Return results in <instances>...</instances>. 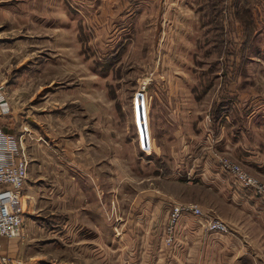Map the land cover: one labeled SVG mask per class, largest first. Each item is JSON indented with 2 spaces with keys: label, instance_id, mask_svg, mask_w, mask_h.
Returning <instances> with one entry per match:
<instances>
[{
  "label": "rangeland",
  "instance_id": "1",
  "mask_svg": "<svg viewBox=\"0 0 264 264\" xmlns=\"http://www.w3.org/2000/svg\"><path fill=\"white\" fill-rule=\"evenodd\" d=\"M139 1L0 0V85L10 106L0 130L28 162L35 199L25 216L43 228L22 232L34 258L20 264L174 260L192 244L182 232L167 241L175 203L196 205L243 239L260 234L263 254L242 256L264 264V198L201 185L196 172L207 165L191 150L153 154L169 145L163 116L172 106L182 133L230 112L240 129L253 117L257 130L242 138L264 144V13L240 12L233 0ZM211 151V167L233 161ZM237 164L264 184V168ZM159 202L169 205L160 225Z\"/></svg>",
  "mask_w": 264,
  "mask_h": 264
},
{
  "label": "crops",
  "instance_id": "2",
  "mask_svg": "<svg viewBox=\"0 0 264 264\" xmlns=\"http://www.w3.org/2000/svg\"><path fill=\"white\" fill-rule=\"evenodd\" d=\"M135 1L136 0H134V2ZM150 1L151 0H140L138 3L139 5H150ZM233 1L236 3V6L240 12H243L244 9H249L253 16L264 13V0ZM160 2H162V0H160ZM88 106H90V110L92 111V104ZM224 109H226V104ZM164 110L165 116H163V118L170 120V129L164 128V133L169 131V134H171L170 136L166 135L168 140L167 144L169 145H166L162 150L153 145V154L161 157V151H163L162 155H164L166 150L168 152L170 149V156H175L180 150H191L193 152V158L201 163L204 161V164L207 165V167L202 166L203 168L198 169L196 172L198 173L196 175L199 176L200 179L197 182L206 188H215L217 190H221L222 194L227 193L228 195H231V198L245 201V196H248V192L243 191L235 186L232 179L229 176L228 178L226 175L224 176V173L219 168L209 166L208 160L210 151L215 147L220 148V150L225 152V154L228 156L231 155L233 161L236 163L244 166L252 165L255 169L264 168V159H262V151H260V147L264 145L263 142H260L257 144V146H255L250 139L242 138L246 131L250 132L247 135H251V133L254 132V128H257L253 125L256 124V122L253 121V117L244 119L247 121V128L240 129L235 122L230 121L228 117L230 112H226V115L223 117V119H215L214 123L207 122L205 120L201 121L197 129L192 127L193 125L191 124L190 128H188V131L186 133H182V123L180 122V119H178V109L176 106H172L171 108L166 107ZM2 119L5 120L6 115H0V120ZM158 120L160 124L163 123V120ZM145 123L147 122L142 119L138 124V135L141 139L140 144L143 146V148H146V145H148V138H145V133L140 135L141 129L146 127ZM234 127H237L236 130L233 129ZM232 131L234 132V135L231 134L233 133ZM142 139H144L143 142ZM213 139L215 141H213ZM211 140L216 144L213 148L211 145ZM233 151H237L238 154L232 153ZM30 189L31 188L27 187L25 183L22 191L23 208L24 205L28 206V204H30V200L33 201L35 199L32 190ZM153 199L154 198H151L150 200L153 201ZM145 202V205H148V207L153 205L147 201ZM175 204L177 205L178 203ZM154 205L156 206L153 209L155 212L154 218L156 223L159 222L158 225H160L164 219V217H162L164 214L163 212L165 210V213H168L169 205L164 202H159L158 204ZM25 214L24 208L22 231L43 232V228H38V226H35L31 219L26 217ZM222 221L226 223L224 220ZM174 232L184 233L191 239L192 244L189 245L188 248L186 247L184 250L182 249L179 251L177 255L172 254L174 260L169 259L166 255H163V257L160 255L159 257L157 256L155 260L142 259L136 262V264H253L250 263V260H243L242 253L244 250H246L245 248L250 249V252L256 253L260 251V253H262L260 248L263 246H259L258 244V238L260 234H257L258 236H256V234L251 232L252 234L249 235L250 237L247 239L240 237V234L242 233L235 232L234 230L225 234H212L206 231L202 222L191 213L181 214L175 224ZM243 240H245L247 243H244ZM156 246L152 248V251L154 252L155 250L157 253V249H155ZM146 252L147 250L144 251V255ZM31 254V249L27 245V238H7L0 236V256H5L11 260L19 262L20 264V261L23 263L31 261L34 258L31 256ZM184 254L186 255L184 256ZM126 263L131 264L130 261ZM30 264H32V262H30Z\"/></svg>",
  "mask_w": 264,
  "mask_h": 264
},
{
  "label": "built area",
  "instance_id": "3",
  "mask_svg": "<svg viewBox=\"0 0 264 264\" xmlns=\"http://www.w3.org/2000/svg\"><path fill=\"white\" fill-rule=\"evenodd\" d=\"M9 112V101L0 85V115H8ZM8 138L10 137L0 130V236L19 238L23 232L22 191L27 180L28 162L26 158L18 156L14 143H11L13 140ZM148 148L146 145L144 149ZM218 163L220 170L229 174L239 189L264 198V184L247 174L237 163L226 157L219 158ZM183 213H191L198 218L209 233H228L227 225L219 218L205 213L196 205L177 204L171 212L170 227L167 232L168 242L172 241L175 223ZM0 264H19V262L0 256Z\"/></svg>",
  "mask_w": 264,
  "mask_h": 264
}]
</instances>
